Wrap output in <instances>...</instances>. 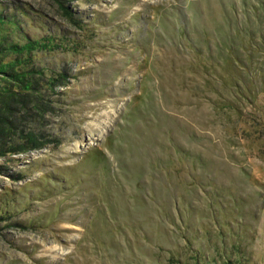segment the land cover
I'll list each match as a JSON object with an SVG mask.
<instances>
[{"label":"rangeland","instance_id":"1","mask_svg":"<svg viewBox=\"0 0 264 264\" xmlns=\"http://www.w3.org/2000/svg\"><path fill=\"white\" fill-rule=\"evenodd\" d=\"M0 48V264H264V0H0Z\"/></svg>","mask_w":264,"mask_h":264},{"label":"trees","instance_id":"2","mask_svg":"<svg viewBox=\"0 0 264 264\" xmlns=\"http://www.w3.org/2000/svg\"><path fill=\"white\" fill-rule=\"evenodd\" d=\"M28 47V46H27ZM2 50H4L3 48H0V52L2 51ZM11 50H14L15 52H21V51H23V49H18L16 46H13L12 47V49ZM0 73H4V67H0ZM14 77V76H13ZM15 79H17L16 78V76L14 77ZM8 112V111H7ZM5 125H6V123H5ZM30 140H32L33 141V139L31 138ZM0 141H1V139H0ZM29 142H31V141H29V139H28V143ZM32 144H34L33 145V148L34 149H39L40 148V146H37L36 144H35V142H32Z\"/></svg>","mask_w":264,"mask_h":264}]
</instances>
